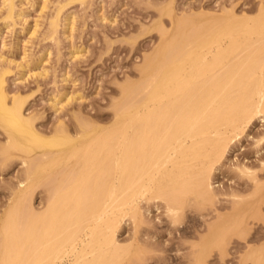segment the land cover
Returning <instances> with one entry per match:
<instances>
[{
    "label": "bare ground",
    "instance_id": "6f19581e",
    "mask_svg": "<svg viewBox=\"0 0 264 264\" xmlns=\"http://www.w3.org/2000/svg\"><path fill=\"white\" fill-rule=\"evenodd\" d=\"M245 16L211 20L207 27L190 26L182 14L179 21L173 17V33L143 61L140 80L123 87L115 121L84 129L79 137L62 125L51 135L41 132L24 112L26 99L10 100L8 69L0 71V127L7 135L2 150L28 163L26 182L0 224V264H124L129 249L141 253L155 244L138 236L155 227L145 225L143 203L151 207L161 200L172 217L184 209L189 193L200 203H214L213 166L264 115V8L254 18ZM46 178L54 186L45 209L36 211L30 196ZM258 183L260 192L264 182ZM239 200L235 207L243 218L252 208L260 211L254 200ZM128 215L134 242L123 247L115 233ZM219 220L218 233L211 226L206 241L224 229ZM252 258V264H264V249ZM200 259L195 257L198 264Z\"/></svg>",
    "mask_w": 264,
    "mask_h": 264
},
{
    "label": "rangeland",
    "instance_id": "374dc122",
    "mask_svg": "<svg viewBox=\"0 0 264 264\" xmlns=\"http://www.w3.org/2000/svg\"><path fill=\"white\" fill-rule=\"evenodd\" d=\"M260 8H264V0H13L11 10L10 0H0V71L8 69L10 100L17 95L26 99L24 112L34 117L41 132L51 135L62 125L70 135L79 137L89 127H108L115 121L123 87L140 80L143 61L158 53L181 14L190 20V26L207 27L211 20L254 18ZM245 130L212 168L210 179L217 192L214 203H200L194 194H187L176 224L171 223L176 217L166 203L152 201L151 207L143 203L145 225L155 227L138 236L155 244L141 253L129 249L122 263L198 264L195 257L206 255L205 264H252V256L264 249V188L263 193L255 188L264 182V115H258ZM6 143L7 135L0 127V224L26 182L28 168L24 157L4 153ZM53 183L46 178L30 196L36 211L45 209ZM239 199L255 201L252 206L260 211L254 212L248 205L252 210L242 211V215L249 212L244 220L235 207ZM236 211L239 215L235 216ZM131 219L128 215L115 233L123 247L134 242ZM217 219L218 226L223 223L225 227L220 230L219 226L220 237L212 238L218 233ZM211 226H215V234L206 241ZM201 246L209 252L204 253ZM255 249L257 253L252 254Z\"/></svg>",
    "mask_w": 264,
    "mask_h": 264
}]
</instances>
